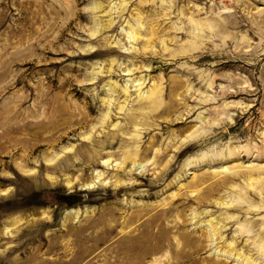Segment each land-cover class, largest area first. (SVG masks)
Listing matches in <instances>:
<instances>
[{"label": "rangeland", "instance_id": "rangeland-1", "mask_svg": "<svg viewBox=\"0 0 264 264\" xmlns=\"http://www.w3.org/2000/svg\"><path fill=\"white\" fill-rule=\"evenodd\" d=\"M0 264H264V0H0Z\"/></svg>", "mask_w": 264, "mask_h": 264}, {"label": "bare ground", "instance_id": "bare-ground-1", "mask_svg": "<svg viewBox=\"0 0 264 264\" xmlns=\"http://www.w3.org/2000/svg\"><path fill=\"white\" fill-rule=\"evenodd\" d=\"M125 159L127 160V158H125ZM125 159H124V160H125Z\"/></svg>", "mask_w": 264, "mask_h": 264}]
</instances>
